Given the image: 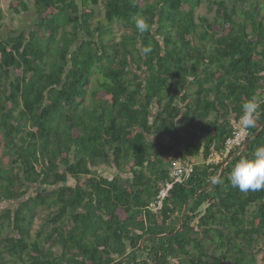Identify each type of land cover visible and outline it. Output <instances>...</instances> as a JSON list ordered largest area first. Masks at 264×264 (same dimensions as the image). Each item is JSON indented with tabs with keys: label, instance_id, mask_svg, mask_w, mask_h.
Here are the masks:
<instances>
[{
	"label": "trees",
	"instance_id": "1",
	"mask_svg": "<svg viewBox=\"0 0 264 264\" xmlns=\"http://www.w3.org/2000/svg\"><path fill=\"white\" fill-rule=\"evenodd\" d=\"M8 8L33 16L5 29L0 7V264L255 261L264 189L243 193L227 177L264 145V129L227 163L238 147L217 163L199 160L224 150L245 101L264 98V0ZM263 121L264 103L248 136ZM176 161L194 170L153 210ZM222 165L221 182L192 197Z\"/></svg>",
	"mask_w": 264,
	"mask_h": 264
},
{
	"label": "clouds",
	"instance_id": "2",
	"mask_svg": "<svg viewBox=\"0 0 264 264\" xmlns=\"http://www.w3.org/2000/svg\"><path fill=\"white\" fill-rule=\"evenodd\" d=\"M133 20L139 33L143 34L149 30V24L143 16L138 15L133 17ZM140 51L147 56L152 48L149 45L142 47ZM262 103H264V98L253 95L241 105L240 124L245 131L256 126ZM210 179L213 183L221 182L216 176ZM227 179L231 187L243 193L264 189V145L258 146L250 156L236 160L231 166Z\"/></svg>",
	"mask_w": 264,
	"mask_h": 264
},
{
	"label": "built area",
	"instance_id": "3",
	"mask_svg": "<svg viewBox=\"0 0 264 264\" xmlns=\"http://www.w3.org/2000/svg\"><path fill=\"white\" fill-rule=\"evenodd\" d=\"M249 129L245 131L241 124L240 119L232 124V134L225 139L224 150L222 152H216L213 148L208 154L205 160H201L204 164L217 163L221 158L226 156L232 149L240 147L243 142L247 139ZM200 162V163H201ZM194 170V163H182L176 161L172 163L170 168V181L165 182L161 185L157 200L150 204L153 210L161 207L163 198L167 195L168 190L172 187L173 183H183L186 181Z\"/></svg>",
	"mask_w": 264,
	"mask_h": 264
},
{
	"label": "rangeland",
	"instance_id": "4",
	"mask_svg": "<svg viewBox=\"0 0 264 264\" xmlns=\"http://www.w3.org/2000/svg\"><path fill=\"white\" fill-rule=\"evenodd\" d=\"M10 0H0V7L2 8L5 16H4V23H5V29H10L13 27L18 26V24H23L25 22H29L31 20V17L33 16L31 11H28L26 13L21 12L20 14H16L12 12L8 8V3ZM27 3L31 6L32 5V0H27ZM199 13H206L207 12V7L203 4L198 11ZM117 29V27H116ZM1 206V205H0ZM44 211L40 212V216H38L35 219V225L34 229H37L41 226V224L44 222ZM264 238L259 242V245H263L264 247ZM253 254V253H252ZM255 261L249 263V264H264V248L262 252H255ZM174 264V263H173Z\"/></svg>",
	"mask_w": 264,
	"mask_h": 264
},
{
	"label": "water",
	"instance_id": "5",
	"mask_svg": "<svg viewBox=\"0 0 264 264\" xmlns=\"http://www.w3.org/2000/svg\"><path fill=\"white\" fill-rule=\"evenodd\" d=\"M264 129V121L262 122V124L259 126V128L255 131V132H253L251 135H249L248 137H247V139L243 142V144L240 146V147H238L237 149H236V151L232 154V156L231 157H229L226 161H225V163H227L232 157H234V156H236V155H238L239 153H241L244 149H245V147L248 145V143L254 138V137H256L262 130ZM222 169H223V165L221 166V168H220V170H219V173H218V175L216 176L218 179L220 178V175H221V173H222ZM212 184H214L213 182H210L209 183V185H207V186H205V187H203L202 189H200L196 194H194L192 197H195L197 194H199V193H201L202 191H204L205 189H207L209 186H211ZM189 201V199L184 203V205H183V208H182V212H181V215H180V220H179V224H178V226H177V228H176V230L180 227V225L182 224V222H183V219H184V216H185V213H186V207H187V202Z\"/></svg>",
	"mask_w": 264,
	"mask_h": 264
},
{
	"label": "crops",
	"instance_id": "6",
	"mask_svg": "<svg viewBox=\"0 0 264 264\" xmlns=\"http://www.w3.org/2000/svg\"><path fill=\"white\" fill-rule=\"evenodd\" d=\"M233 123H234V122H233ZM233 123H232V124H233ZM197 160H199V159H197ZM200 160H201V159H200ZM200 160H199V162H201Z\"/></svg>",
	"mask_w": 264,
	"mask_h": 264
}]
</instances>
